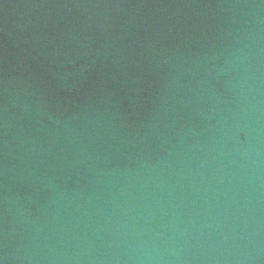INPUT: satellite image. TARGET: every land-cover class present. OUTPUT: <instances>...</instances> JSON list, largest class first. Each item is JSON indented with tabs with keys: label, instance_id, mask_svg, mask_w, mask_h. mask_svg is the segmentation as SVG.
I'll return each mask as SVG.
<instances>
[{
	"label": "water",
	"instance_id": "95a60500",
	"mask_svg": "<svg viewBox=\"0 0 264 264\" xmlns=\"http://www.w3.org/2000/svg\"><path fill=\"white\" fill-rule=\"evenodd\" d=\"M0 264H264V0H0Z\"/></svg>",
	"mask_w": 264,
	"mask_h": 264
}]
</instances>
